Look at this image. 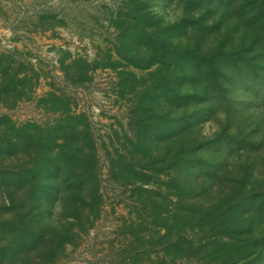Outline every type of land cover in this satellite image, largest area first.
Listing matches in <instances>:
<instances>
[{
    "label": "rangeland",
    "instance_id": "rangeland-1",
    "mask_svg": "<svg viewBox=\"0 0 264 264\" xmlns=\"http://www.w3.org/2000/svg\"><path fill=\"white\" fill-rule=\"evenodd\" d=\"M0 264H264V0H0Z\"/></svg>",
    "mask_w": 264,
    "mask_h": 264
}]
</instances>
